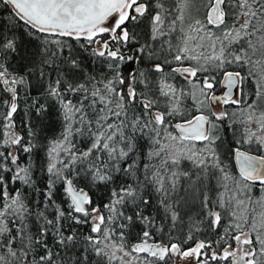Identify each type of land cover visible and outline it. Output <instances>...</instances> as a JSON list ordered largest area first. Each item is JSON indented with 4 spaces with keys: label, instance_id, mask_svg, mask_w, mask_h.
Instances as JSON below:
<instances>
[{
    "label": "snow or ice",
    "instance_id": "6c2138e0",
    "mask_svg": "<svg viewBox=\"0 0 264 264\" xmlns=\"http://www.w3.org/2000/svg\"><path fill=\"white\" fill-rule=\"evenodd\" d=\"M0 3L40 41L29 63L14 68L11 61L20 37L15 24L0 23V264H86L93 255L100 258L96 264H161L175 256L196 264H264V195H250L257 183L264 192V154L244 150L245 144L255 143L256 152L264 153V0H173L169 8L164 0ZM197 4L205 9L203 20L193 15L199 12ZM144 20L149 21L151 42L140 43L135 29ZM71 41L85 50L90 47V55L106 66V73H86L83 60L71 55ZM156 41L159 49L152 43ZM127 64L146 67H134L125 76L122 66ZM202 73L208 74L201 78ZM176 75L189 86L187 91L170 82ZM253 79L258 101L247 103L245 84ZM218 83L226 89L222 95L215 93ZM26 85L38 90L25 101V115L34 116L35 122L30 120L21 135L15 116L20 87ZM184 99L192 101L195 114H188ZM221 105L238 111L214 110ZM53 115L61 130L49 141L45 122ZM230 115L245 125L244 137L229 149L238 175L225 166L219 151L223 142L217 143V122ZM176 117L181 119L173 124ZM140 141L147 147L141 153L147 158L142 173L136 160ZM21 153L26 155L22 158ZM182 160L191 161L198 172L178 171ZM35 164L42 174L39 180ZM205 175L216 177L215 200L204 192ZM182 176L193 185L188 189L193 197L199 191L204 219L192 220L186 237L176 242L170 236L167 242L149 243L152 233L147 229H164L155 217L144 215L141 206L147 207L146 197L155 193L158 210L175 227L183 220L181 204L187 203V197L182 202L177 195ZM17 184L21 187L10 189ZM94 187L108 192L103 208L89 194ZM28 189L40 192L42 199L34 202ZM129 205L145 230L126 250L123 229L133 216L120 208ZM49 208L54 209L51 218ZM118 219L128 224H117ZM205 223L219 238L205 236L184 248ZM79 225H90V234L79 232ZM50 233L55 250L47 239ZM77 246L81 254L74 259Z\"/></svg>",
    "mask_w": 264,
    "mask_h": 264
},
{
    "label": "trees",
    "instance_id": "16d2710c",
    "mask_svg": "<svg viewBox=\"0 0 264 264\" xmlns=\"http://www.w3.org/2000/svg\"><path fill=\"white\" fill-rule=\"evenodd\" d=\"M167 0H164V4H166ZM231 22V21H230ZM0 23H2L4 26H9L12 24L16 25L17 28V36L20 37V48L18 50V53L15 55V57L12 59V65L14 68L17 69H21L25 64L29 63V58L31 53H33L35 51V45L37 43H39V40H36L29 32V29L22 23V22H18L17 20H15L13 18L12 15V10L11 8L5 6L4 4L0 3ZM148 23L144 20L143 23H141L139 25L138 28L135 29L136 33H137V39L140 41V43H145L147 42V37H148ZM150 28V27H149ZM31 41V42H30ZM70 43H72L73 47L71 50V55L76 56L78 59L83 60L84 62V69L86 73H93L96 75H103L104 73H106L107 69L106 66L100 61L98 60L96 57H92L90 55L91 52V48L89 47L87 50L81 48L79 46V44H77L75 41H71ZM85 43L84 41L80 42ZM67 53V50H65ZM134 67H140V68H145L146 64H142V65H134V64H127L122 66V71L124 72L125 76H127V74L132 71V69ZM172 67H175L172 65ZM236 66L233 65L232 68H230L229 70L234 69ZM170 69H168L166 67V72H169ZM213 71V74L217 75V79L220 80L221 79V75L218 71H214V70H210ZM27 70L24 71L23 74L26 75ZM51 74V73H50ZM208 73H202L201 74V78L203 75H207ZM30 84L34 83L35 77H28ZM170 82L174 83L177 87L179 86L180 89H186L183 87L182 82L178 83L177 79H172ZM218 83L216 85V89H218L219 87ZM27 88V95L25 92V89ZM142 88V86H141ZM140 89H138L139 91ZM187 90V89H186ZM37 89L35 87H30V86H21L20 87V99L18 101L20 108L15 116V120L17 123V131L21 132V135H24L27 132V128L25 127V125H27L29 123V121L31 120V122H35V117H28L25 115V112L27 111V104L25 103L26 100H29L30 102V98H34L37 95ZM245 92L247 93V95L244 97V100L247 101V103H252L255 95V80L253 79L252 81H248L245 84ZM163 103V102H162ZM183 106L186 107L188 109V114L192 115L195 114V109L192 107V101L190 99H184L183 100ZM244 105H241V107H243ZM226 110L229 111V113L231 114L234 111H238V109L236 108V106L233 105H228ZM3 109H0V112H2ZM181 119V117H176L172 119V123L175 124L177 122H179ZM48 127L49 130L45 133V135L48 137V140L50 141L54 136H59L60 133V124L58 119L55 117V115H53L50 119V121H46L45 122ZM218 124V130L216 132V134L218 136H220L221 140L217 141V143L219 144L221 141L223 142V147L221 149H219L220 154H221V159L225 160L228 157H230V152L229 149L231 147H233L235 145V140H239L242 137L240 136L241 130L240 128L243 127V129L245 130V125L241 124L239 119L233 116H229V118L221 121V122H217ZM24 129V131H21V129ZM169 131H173L172 128L168 129ZM243 130V131H244ZM235 134V135H234ZM235 139V140H234ZM81 138L77 137V143L78 146L80 148H84L85 144L81 143ZM147 152V147L145 145L144 141H140L139 145H138V151L136 153V160H137V165L140 167L141 169V173H142V166L144 163L147 162V158L143 155H141V153H145ZM21 157L23 158L26 154L21 153L20 154ZM40 158L42 159L44 156L43 152H40ZM33 171L35 173L36 178L39 180V178L41 177V173L39 171V167L38 164L34 165ZM178 171H188L190 173V175L192 173L198 172V170L195 168V166L192 164L191 161L188 160H182L180 168L178 169ZM141 173H137V175H140ZM8 175V174H5ZM131 179V178H128ZM204 180V192L206 195H208L212 200H214V194L215 192L211 191V189L209 188L210 185V181L211 178L209 177V175H205L203 177ZM192 181L193 183H197V179L195 176H192ZM123 180H117V184L122 183ZM116 185H112L111 187H115ZM192 184H190L188 182V178L186 177H181L180 180V187H179V191L177 193V195L180 196L181 201L183 202L184 198L187 197V203H182L181 204V214L183 215V220L181 222H179L175 227L172 226V224L170 223V221L165 218L163 210L159 209L158 210V204H157V198H156V194L152 193L151 196H147L146 198L150 199V204L147 207H144L143 205L141 206V211L143 212L144 215H151L152 217H155V223L158 226H162L163 227V231H157L156 228H149L147 230H149L152 233V240L149 241V243H151L153 240L159 242L161 239L164 240V242H167L169 240V237L171 236L172 238V242H176L177 239H181L186 237V235L189 232V227H191V221L195 220L198 216L200 218V220H203L204 217L200 215L202 209H201V203H200V198H199V191H197L196 196L193 197V194L191 191H188V189L192 188ZM14 187H21L20 185H10V189L14 188ZM40 189L43 190V184H40ZM149 191V189H145V192ZM29 198L32 199L34 202H37L39 200L42 199V196L40 195V192H36L33 193L31 191V189L27 190ZM94 201V204L97 206H100L101 208H103V204L108 202V192L107 190H105L103 187L101 188H93L92 191L89 193ZM188 195H190L189 199H188ZM62 198V191L60 189H58L57 191V202L60 201V199ZM121 211H123L125 213V215H130L133 216V222L131 224H129L128 227L124 228L123 231L125 233V237H124V243L126 244L127 249H130V247L136 243H138L141 239L142 236V232L145 230V226L143 223H141L135 216L133 213V206L129 205L127 207H122L120 208ZM54 211V209L49 208L47 211V214L49 215V218H51V213ZM105 214H107V212L105 211ZM117 224L120 223H124V224H128V221L126 220H122V219H118L116 221ZM197 223H199V221H197ZM31 227V224H30ZM68 225L67 223H65V229H67ZM79 232L87 235L90 234V225H79V226H75ZM171 230V231H170ZM34 231V229H33ZM121 231V229L117 228V234ZM219 232V229H218ZM220 234V232H219ZM195 240H187V242L183 245L184 248H186L187 245H192V243H194L196 240H203L205 236L211 235L212 237H216L213 236V234L211 232H208L206 229V223L204 225L200 226V231L199 232H195ZM49 245L53 248V250H55L58 246L55 244L54 242V236L50 233L49 236L47 237ZM77 254H81L80 253V248L79 246H77V248L74 250L73 252V258L75 259ZM100 260L99 257L96 256H91L90 260L86 262V264H96V262ZM103 264H109L108 261H104ZM112 264V262H111Z\"/></svg>",
    "mask_w": 264,
    "mask_h": 264
},
{
    "label": "flooded vegetation",
    "instance_id": "af4514ba",
    "mask_svg": "<svg viewBox=\"0 0 264 264\" xmlns=\"http://www.w3.org/2000/svg\"><path fill=\"white\" fill-rule=\"evenodd\" d=\"M145 21L148 23V26L150 27L149 21L148 20H145ZM149 27H148V37H147L148 40H147V42H151L150 41V28ZM167 28H168V26L166 24L165 25V30H167ZM173 35H176V34L173 33ZM174 42L175 41H173V43ZM152 43H153V45L155 47H157V49H159L160 41H156V42H152ZM164 47L167 48V44H165ZM173 66L176 67L177 65L174 63ZM174 79H177L178 80V83L182 82L183 87L186 88V89H188L189 86L186 84V82L183 80L182 77H180L179 75H176L174 77ZM178 88H179V86H178ZM225 91H226V89L224 88V86L222 84H219V87H218V89L215 90V93H216V95H222ZM240 136L243 138L244 137V133L243 132L240 133ZM241 139H239V140H241ZM235 141H237V140H235ZM257 147L258 146L255 143L251 144L250 146H247V144H245L244 145V150H250V154H253V155L264 154V153H258V152H256ZM2 150H4V149L3 148H0V151H2ZM230 155H231L230 157H228L227 159L223 160L224 161V164L229 169L230 172H232L234 175H238V169L236 167V163H235V161L233 159V156H232L231 152H230ZM209 177L211 178V181H210V185L211 186L209 188L211 189V191L215 192L217 190V188H218V185H216L217 182H216V180H214V178L211 175H209ZM250 195L254 199H258L262 195H264V192H261V186L258 183L255 184L252 187V190H251ZM219 232H220V235H223L224 234L223 229H219ZM213 236H215V235H213ZM207 237L209 239H218L219 238L218 236L212 237L211 235H208ZM204 239H205V237H204ZM198 241L196 240L194 243H192V245L190 243V245H187L186 248H189V247L194 246L195 243L198 242ZM230 242H232V241H230ZM232 243H234V242H232ZM175 258H177V257L175 256L171 260H166L165 262H161V264H171L172 263V260L175 259ZM190 259H192V258H190ZM190 264H196V261L194 259H192V262ZM212 264H217V262H212ZM220 264H223V262H220Z\"/></svg>",
    "mask_w": 264,
    "mask_h": 264
},
{
    "label": "rangeland",
    "instance_id": "374dc122",
    "mask_svg": "<svg viewBox=\"0 0 264 264\" xmlns=\"http://www.w3.org/2000/svg\"><path fill=\"white\" fill-rule=\"evenodd\" d=\"M205 2H206V0H205ZM172 3H173V0H167L166 4H164L165 5V8L171 7ZM197 7H199V12L197 13V12L194 11L193 12V15L196 18L203 20L205 9L203 7H201L199 4H197ZM175 11L176 10L173 8V12H175ZM240 22L242 23L243 21H240ZM184 26H185V28L187 27L186 24ZM221 79H222V77H221ZM185 91H187V90L185 89ZM253 101H258V98L255 96L254 99H253ZM226 106H228V105H221V106L216 107L214 110L217 111V112H219L221 110H225L227 108ZM251 127L253 128V130H255V126L254 125H252ZM240 130L243 133L245 132V130L243 129V127L240 128ZM247 146H250V145L247 144ZM197 147H199V145H197ZM212 177L214 178V180H216V177H214V176H212ZM216 194H217V190L215 191V194L213 196L214 197V200L216 198ZM189 197H190V195H188V199H189ZM117 255L119 256L121 254L120 253H117ZM176 257L177 258H175V259L172 260V263L171 264H190L192 262V259H190V258L185 259V260H181L178 256H176ZM112 264H121V262L119 260H114V261H112Z\"/></svg>",
    "mask_w": 264,
    "mask_h": 264
},
{
    "label": "water",
    "instance_id": "95a60500",
    "mask_svg": "<svg viewBox=\"0 0 264 264\" xmlns=\"http://www.w3.org/2000/svg\"><path fill=\"white\" fill-rule=\"evenodd\" d=\"M235 161V160H234ZM236 163V162H235Z\"/></svg>",
    "mask_w": 264,
    "mask_h": 264
}]
</instances>
